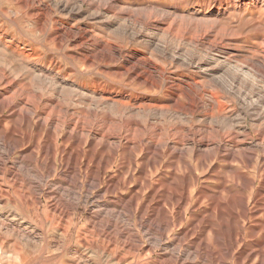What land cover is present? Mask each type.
Here are the masks:
<instances>
[{
    "label": "rangeland",
    "instance_id": "obj_1",
    "mask_svg": "<svg viewBox=\"0 0 264 264\" xmlns=\"http://www.w3.org/2000/svg\"><path fill=\"white\" fill-rule=\"evenodd\" d=\"M256 61L264 63V0H0V78L14 82L11 88L0 85V107L11 101L49 105L44 117L56 108L59 119L67 113L85 127L84 144L75 145L66 143L71 130L42 131L16 124L15 110L0 113V264H263L264 238L257 227L264 214L255 213L264 201L250 200L247 217L243 210L239 219L227 217L242 237L221 243L222 249L202 198L219 184L198 161H192L195 167L182 164L173 185V171L158 152L123 157L95 151L99 134L113 131L97 120L112 114L100 101L179 111L190 104L179 90L203 97L194 118L151 122L161 130L157 141L171 140L167 129H201L199 121L213 105L215 89L200 65L210 64L209 74L216 67L230 70L264 94V80L248 72ZM233 87L232 95L218 90L226 104L214 107L216 116L240 108L236 92L247 89ZM244 122L249 128L251 117ZM233 167L225 171L229 186L240 179V163ZM255 174L256 190L261 179ZM185 185V205L166 203L164 186L173 192Z\"/></svg>",
    "mask_w": 264,
    "mask_h": 264
},
{
    "label": "bare ground",
    "instance_id": "obj_2",
    "mask_svg": "<svg viewBox=\"0 0 264 264\" xmlns=\"http://www.w3.org/2000/svg\"><path fill=\"white\" fill-rule=\"evenodd\" d=\"M209 65H207V66H209ZM207 66L200 65V69L206 68V69H203V70H206V72H204V73L209 74V72H211L213 70L208 69ZM214 69L215 70L219 69V71L212 72L209 75L207 74L206 78H205V79L211 78V81H209L208 83L206 82V83L208 85L209 84L214 85V86L209 85V87L211 89H215L211 93V98H210L211 101L213 102L214 106L212 105L213 107L212 106L209 107L210 110L207 111L208 113L204 116L203 119H201L199 121V123L203 126V127H201V129L190 130L189 134H185L183 130H179V131L172 133L171 129L169 128V129H167V132H168V135L170 136V138H172V139L171 140L166 139L163 142H159V141H157V139H159L158 138V132L161 131L160 127L158 126V124H152L151 123L152 121L163 123V122H166L169 118H176L177 120H179L182 116L186 117V118H188V116L194 118L195 115L198 113V109H200V106L203 103V97L200 96L201 98H197L198 96L197 97L191 96V94L193 93L192 90H191L192 91L191 94L186 90H182V91L179 90L178 91V92H183L185 94V96L188 98V100L190 101V104L187 108H183L182 110H179V111L172 110L170 107H148V108L143 107V106L134 107L131 104L119 103V102H116L113 105L109 106L110 105L109 100L105 99L104 101H100V103H102L103 105L105 104L107 106V108H109L111 110L110 112L112 114L110 116H105V117L97 116L98 117L97 120H98V122L105 124L104 125L105 127H107L109 125L111 128H113V131L103 133V134H99L101 139H100V142L96 143L95 151H97V148H103V149L105 148V149H108L109 152H111L113 154V156H118L119 154H122L123 157L129 156V154L135 155L136 154L135 152H148L146 154L148 156H150L151 154L154 155L155 153H153V152H158L159 157L163 161L164 166L168 170L173 171V173L171 172L172 173L171 176L174 177L173 181H172L173 185L178 184V182H177V180L179 178L178 171L180 170L179 167L182 164L185 165V167L188 165H191L189 167H193L192 165H194V164H192V161H194V162L198 161V165H202L207 169L208 174H210L209 179L213 180L215 183L219 184L218 187L216 188V189H218L217 192H216L215 188L214 189L209 188L208 191L210 194L204 195L202 198H205L208 201L209 207L211 209V217L213 219L212 224L217 226L216 229H214V227L211 226L210 231L215 235L216 243L221 244V243H226L227 241H233V240L236 241L237 237H242L241 236L242 234L240 235V233H238V231L236 229L230 228L227 217L228 216H234L237 219H239V217L242 215V210L244 211L243 212L244 215L247 217L248 215H247V211L245 212V206H247V204L250 200H252V199L257 200L258 199V200L264 201V94L261 92V89L256 88V86L254 87L252 85H248L244 80L240 79L237 76V74L232 73L230 70H225V69H223V67H218V68L216 67ZM248 72L251 73L254 78L256 77V78H261L262 80H264V63L256 61V63L250 67ZM215 74H219V76L221 75V77L218 78V77H216L218 75H215ZM142 77H143V75L137 76L138 79H141ZM39 78H40V76H39ZM49 78H51V77H49ZM229 80H230V85L227 86L226 83ZM146 82H149V80H146ZM13 84H14V82L10 81L6 75H3L0 78V85H4V86L6 85L5 86L6 88H11ZM234 84H239L243 89H247L245 91H243L242 89H238V91L236 92L237 94L235 96L236 97L235 100H237L238 103L240 104V108L234 109L231 112L228 111V112L223 113V114L221 113L220 115L216 116L214 114V110H215L214 107L217 106L218 108L221 109V107H223L224 104H226V103L220 101L218 90L221 91L222 93H227L228 95H232V92L234 89V87H233ZM191 87H192V85L187 84V90L192 89ZM194 91H195V89H194ZM246 91L249 92L248 95L246 94L245 96H243L242 94L246 93ZM17 94H18V92L15 93L13 96H11L10 99H13L14 97H16ZM21 95H23V93ZM23 100H25V99H23ZM40 100L42 102V99H40ZM21 104L24 105L25 107H21V109L17 112V110H18L17 108L20 107ZM40 105H42V104L35 105L31 108V106L29 105L28 102L24 103V102L18 101V103H16V102L11 101L9 104L2 105V107H0V113H3L5 110H8V109L15 110L14 114L11 116V118L14 119L13 117H15V115L18 114L19 123H16V124H18V125L19 124L31 125L32 128L33 127L34 128H40L42 131H46L49 127H55L56 130H58L59 132H63L65 130L66 131L71 130V131L67 132L66 136H68V137L66 138V143L67 142H70V143L77 142V143H79V145L84 144L82 132H84L85 127H83V125L74 124L73 120L71 118L72 115L68 116V114L65 113L64 119L61 120V119H59V117L62 116L61 111L59 109L55 108V109H51V111H49V113L46 115V117H44V115L47 113L46 109H48L49 105H44L43 107H40ZM96 106H95V108H96ZM142 117L144 118V120L138 119V118H142ZM248 117H251L252 125L249 128L248 127L244 128V126H243L245 123L244 121ZM36 119L38 121H36ZM94 127H95V125H94ZM137 132H140L139 135H137ZM88 134H89V132H88ZM2 142H4V141H2ZM8 142L9 141H7V143ZM93 142H94L93 140L90 141V143H92V144H93ZM75 145H76V143H75ZM49 146L50 145L48 144V148H49ZM127 151H129V153L124 154ZM93 153L94 152H92V154ZM54 154H53V156H54ZM72 155H73V153H72ZM132 157L134 158L135 156H132ZM98 159H100V157ZM157 159H158V157H157ZM80 160H81V157H80ZM131 160H133V159H131ZM134 160H135V158H134ZM75 161H73V162H75ZM148 161H149V158H148ZM78 162H80V161H78ZM98 162H99V160H98ZM134 162H132V163H134ZM150 162H151V159H150L149 163ZM237 162L240 163V165H241V167L238 168L236 171L237 176L240 175V179L233 181L232 186H229L228 184H230L231 182L229 181L227 175L225 174V171L229 168L230 169L234 168L233 164H235ZM88 165H89V163H88ZM105 165H107V164H105ZM227 165H229V168ZM220 166L222 169L218 170V167H220ZM194 167H195V165H194ZM100 168H101V166H100ZM186 169L189 170L188 168H186ZM242 169H247V170H252V171H249V173L243 174V173H241ZM144 170H146V169L144 168ZM192 170L193 169H191V172H192ZM10 171H11V169H10ZM104 171H105V168H104ZM104 171H102V174ZM161 171H162V169H161ZM253 171H255V173H256L255 175H258L259 179H261V187L256 188V190L254 188H255V185L257 183L256 182L257 179L250 175V174H252ZM125 172H127V171H125ZM193 172H194V170H193ZM96 174H98V173H96ZM164 174H166V173L164 172ZM123 175H124V173H123ZM98 176H100V175H98ZM98 176H96V177L98 178ZM241 176H244V177L241 178ZM165 177H166V175H165ZM194 177H195V175H194ZM118 178H120V177H118ZM132 178H133V176H132ZM184 178H185V176H184ZM187 178L189 180V177H187ZM97 180L98 179H96V181ZM148 181H150V180H148ZM128 182L130 183V181H128ZM183 182H181V183L183 184ZM121 184H123V183H121ZM161 184H163V183H161ZM148 185H149V182H148ZM180 186H182V185H180ZM114 188H117V187H114ZM161 188H162V186H161ZM207 188H208V186H207ZM117 189L119 190V188H117ZM159 189H160V187H159ZM162 191H163V193H168L167 199H166L167 196H165V199L167 201L166 203H169L171 205L174 203V205L177 206L178 208H180L182 206V204L185 205L189 200V197L185 196L187 194V191H188L186 185L181 187L180 189H178L176 191H173V192L170 191L169 187L164 186V189ZM157 195H160V194H157ZM135 199H136V197H135ZM132 200L133 199H131V201ZM260 206H261V208L256 210L255 214H257V215L259 213L264 214V203H262V205H260ZM162 209H164V208H162ZM176 212H177V210H176ZM252 215H253V212H252ZM246 217H245V219H246ZM180 219H181V216H180ZM232 219H233V217H232ZM240 227H241V225H240ZM257 228L261 231V233L263 234V238H264V221H261ZM147 230H149V229H147ZM242 231H244V230L242 229ZM160 233H159V235H160ZM205 234H206V232H205ZM159 235H157V236H159ZM205 239H207V237ZM241 239L243 240V238H241ZM244 241H245V239H244ZM203 242H206V241H203ZM221 246H222V244H221ZM225 247L226 246H224V248ZM222 249H223V246H222ZM230 249H231V247H230ZM255 254L248 255L246 258L249 260L250 258H253L255 256ZM241 258H243V257H241ZM262 263L264 264V260Z\"/></svg>",
    "mask_w": 264,
    "mask_h": 264
}]
</instances>
